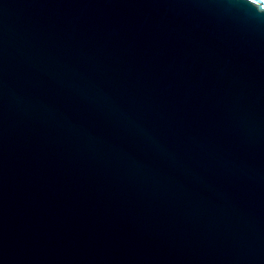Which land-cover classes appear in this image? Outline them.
I'll return each instance as SVG.
<instances>
[{"label": "water", "instance_id": "95a60500", "mask_svg": "<svg viewBox=\"0 0 264 264\" xmlns=\"http://www.w3.org/2000/svg\"><path fill=\"white\" fill-rule=\"evenodd\" d=\"M0 264H264V4L0 0Z\"/></svg>", "mask_w": 264, "mask_h": 264}, {"label": "snow or ice", "instance_id": "6c2138e0", "mask_svg": "<svg viewBox=\"0 0 264 264\" xmlns=\"http://www.w3.org/2000/svg\"><path fill=\"white\" fill-rule=\"evenodd\" d=\"M260 3H261V4H264V0H260Z\"/></svg>", "mask_w": 264, "mask_h": 264}]
</instances>
